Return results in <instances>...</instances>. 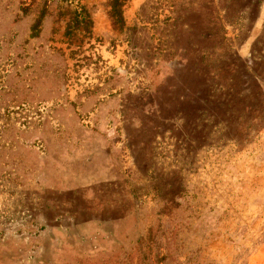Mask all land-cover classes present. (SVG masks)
<instances>
[{
    "label": "rangeland",
    "instance_id": "374dc122",
    "mask_svg": "<svg viewBox=\"0 0 264 264\" xmlns=\"http://www.w3.org/2000/svg\"><path fill=\"white\" fill-rule=\"evenodd\" d=\"M0 0V264H264V0Z\"/></svg>",
    "mask_w": 264,
    "mask_h": 264
},
{
    "label": "trees",
    "instance_id": "16d2710c",
    "mask_svg": "<svg viewBox=\"0 0 264 264\" xmlns=\"http://www.w3.org/2000/svg\"><path fill=\"white\" fill-rule=\"evenodd\" d=\"M118 0H113L112 12L114 16H118L119 12L117 11Z\"/></svg>",
    "mask_w": 264,
    "mask_h": 264
}]
</instances>
